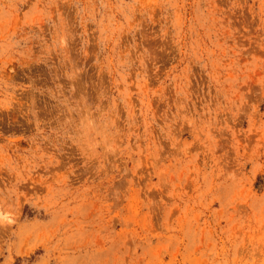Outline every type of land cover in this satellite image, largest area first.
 I'll list each match as a JSON object with an SVG mask.
<instances>
[{
    "label": "rangeland",
    "instance_id": "1",
    "mask_svg": "<svg viewBox=\"0 0 264 264\" xmlns=\"http://www.w3.org/2000/svg\"><path fill=\"white\" fill-rule=\"evenodd\" d=\"M0 264H264V0H0Z\"/></svg>",
    "mask_w": 264,
    "mask_h": 264
}]
</instances>
